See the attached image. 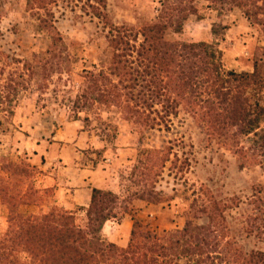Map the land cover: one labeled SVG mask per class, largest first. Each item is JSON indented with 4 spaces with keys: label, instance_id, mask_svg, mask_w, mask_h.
Instances as JSON below:
<instances>
[{
    "label": "trees",
    "instance_id": "trees-1",
    "mask_svg": "<svg viewBox=\"0 0 264 264\" xmlns=\"http://www.w3.org/2000/svg\"><path fill=\"white\" fill-rule=\"evenodd\" d=\"M57 1L26 3L36 30L51 37L46 57H51L62 43L51 10ZM197 1L159 0L155 21L136 33L131 27L107 25L104 12L94 14L108 30L106 42L112 55L107 73L100 70L81 76L83 89L73 108L76 113L94 105L116 108L125 121L137 127L138 134L159 122H168L182 109L208 138L219 140L235 155L244 158L250 153V159L262 158L264 47H254L251 72L237 73L223 67L221 52L214 44L168 39L169 34H182L190 16L199 17ZM202 1L218 18L237 9L250 25L264 27V0ZM97 2L105 7L101 0ZM226 30L221 23L210 28L212 36L221 39ZM5 83L0 91V116L8 120L14 114L15 98L5 91L13 89L16 97L17 90L10 86L11 77ZM245 138L249 139L247 147L242 145ZM170 153V148L141 152L143 159L131 171V176L139 178L136 184L141 190L129 200H121L111 191L92 189L81 223L75 212L58 205L41 210L49 188H43L42 183L36 185L39 172L33 166L0 156V207L6 213V228L0 236V264H264L261 252L242 254L229 247L221 235L224 227L212 219L213 213L220 218L218 207L210 205L199 210L208 215L207 225H198L189 218L182 229L162 234L137 219L132 200L151 205L161 202L160 193L148 181L158 175L155 168L162 172L167 161L161 162L163 156ZM255 162L260 165L258 160ZM254 198L256 204L264 202V186L257 188ZM24 209L37 210L26 214ZM126 215L132 221L126 247L105 241L101 236L104 224Z\"/></svg>",
    "mask_w": 264,
    "mask_h": 264
},
{
    "label": "rangeland",
    "instance_id": "rangeland-1",
    "mask_svg": "<svg viewBox=\"0 0 264 264\" xmlns=\"http://www.w3.org/2000/svg\"><path fill=\"white\" fill-rule=\"evenodd\" d=\"M101 1L104 8L97 0H58L51 6L54 27L62 40L53 58L44 56L51 37L36 30V21L26 9L27 0H0V91L9 77L10 86L17 90L16 97L13 89L5 91L13 95L15 103L12 117L4 120L0 116V156L33 166L39 172L35 176L36 185L41 186L45 173L41 167L48 163L44 158L49 151L45 148L60 140L70 150L80 152L82 161L94 164L113 161L114 175L118 177L117 195L121 200H129L141 190L136 184L139 178L131 176L132 169L143 159L141 152L170 148V155H164L161 161L167 160L162 172L155 168L158 175L152 173L154 177L148 181L160 193L161 202L152 205L149 212L139 214L134 206L139 200H132L137 219L162 234L182 229L189 218L198 225H207L208 215L199 210L211 205L219 208L220 218L213 213L212 219L224 227L221 235L229 247L242 254L264 255V202L256 204L254 198L257 188L264 186V157L250 159V153L244 158L235 155L219 140L208 138L182 109L176 117L157 123L143 134H138L137 127L125 121L116 108L94 105L83 113L75 112L73 103L83 89L81 76L100 70L107 73L112 55L106 42L108 30L94 14L104 12L107 25L131 27L136 33L143 25L155 21L160 10L159 0ZM196 6L199 17L190 16L182 34H169L168 39L185 42L205 39L208 29L203 22H217L219 18L207 8L206 2L198 0ZM220 20L228 27L242 21L244 29L239 28L237 40L242 37L248 40L250 30H255L250 49L264 40V27L247 24L237 9L222 13ZM236 45L241 47L242 43ZM226 58L232 60L231 55ZM261 128L264 129V121ZM83 131L87 133L80 135ZM93 138L103 142V149L94 150L89 141ZM248 143V138L242 141L244 147ZM52 162L57 163L56 159ZM53 189L54 186L47 190L48 199L41 210L54 205ZM36 210L22 212L29 214ZM74 212L81 223L84 213L79 209ZM5 218V210L0 207V236L6 228ZM109 222L102 230V238L126 247L128 235L121 236L116 225Z\"/></svg>",
    "mask_w": 264,
    "mask_h": 264
},
{
    "label": "crops",
    "instance_id": "crops-1",
    "mask_svg": "<svg viewBox=\"0 0 264 264\" xmlns=\"http://www.w3.org/2000/svg\"><path fill=\"white\" fill-rule=\"evenodd\" d=\"M187 21L189 22L190 20L188 19ZM198 22H202V20ZM214 23H221V25L227 27L222 39L212 36L210 28ZM203 24L206 25L208 29V32L203 37L205 39L189 40L190 42L214 44L222 53L221 58L223 60H221V62L226 70L237 73L252 71L251 54L254 46L250 49V41H254L255 30H250L248 40H246L245 37L237 40L235 35L238 33L239 28L244 29L241 20L229 27L226 26L220 18L217 22H203ZM247 24L249 23L247 22ZM236 42L242 43L241 47L237 46ZM233 45L234 49L232 50L231 47H233ZM254 45H256V47H264V40L256 42ZM229 55H231L232 60H225ZM86 133V131H83L79 134L83 135ZM59 141L60 140H55L52 145L45 148V151H49L47 155L43 153L45 155L44 159H47L48 163H45L46 165L41 167V170L45 172L42 180L43 188L54 186V205H58L65 210L73 212L76 211V209H79L84 213V210L89 204L92 189L107 190L117 194L115 183L117 182L118 177L114 175L116 166H114L113 161L104 160L103 162L101 161L95 164L93 162L89 163L82 161V154L80 152L70 150L69 147ZM87 141L88 140L84 141L83 144L85 145ZM89 141L94 146L95 151H100L104 147L103 142L97 138L90 139ZM54 151L56 152L55 154H53ZM53 159H56L57 161L55 165L52 162ZM35 165H37V163H35ZM134 206L138 209V212H140L139 214L143 211L149 212L152 209V205L146 204L142 201H136ZM108 222L104 224V227ZM109 223L110 225H116L115 228L117 227L121 232V236H124V238L129 235L132 221L127 215L120 221L111 220ZM123 243L124 242L121 244L122 246Z\"/></svg>",
    "mask_w": 264,
    "mask_h": 264
}]
</instances>
